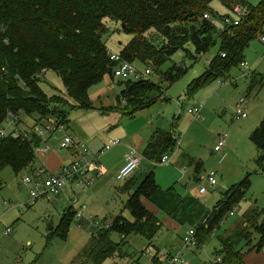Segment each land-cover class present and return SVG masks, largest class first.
Instances as JSON below:
<instances>
[{
	"label": "trees",
	"instance_id": "trees-1",
	"mask_svg": "<svg viewBox=\"0 0 264 264\" xmlns=\"http://www.w3.org/2000/svg\"><path fill=\"white\" fill-rule=\"evenodd\" d=\"M213 1L0 0V127L9 112L23 110L29 116L38 115L40 118L57 116L68 123L64 109L67 104L72 108L93 107L90 88L100 83L105 75L113 76L115 65L103 40L108 31L107 19L120 22L122 30L132 35L120 50L122 58L132 63L152 64L155 69L179 50L196 59L219 41L220 47L209 60L205 72L188 85L189 97L214 80L226 79L230 70L244 61L245 49L250 42L264 31V0L257 5L246 0H220L230 9L235 4L245 8L238 25L228 24L222 28H218L213 18L204 17L205 13L215 16L211 7ZM188 45L194 47V52ZM46 71H54L61 78L66 96L54 94L48 97L44 93L40 75ZM186 71L182 65L175 64L160 72L156 81L120 80L125 85L118 95L120 111L133 116L159 98L164 99L160 94L152 96L150 93L165 90L164 84H174ZM254 79L251 89L257 86L260 90L263 76ZM250 140L261 152L257 158L261 164L264 158V119L251 132ZM40 141L35 134L30 139L0 136V172L6 167L12 168L16 174L28 169L35 159L34 146ZM177 141L172 131L156 130L143 155L155 163L160 162L164 154L174 150ZM193 163L196 169L202 166L201 161ZM250 185V176L246 175L223 192L222 200L196 229L198 246L228 217L234 206L246 198ZM3 186L0 178V192ZM130 188L131 180L120 190L129 193L125 207L132 220L120 214L109 227H102L97 236H91L81 254V258L89 263L103 264L120 252V244L111 239L113 232L122 236V244L127 235L135 233L153 245L152 240L161 223L145 206L143 199L149 200L158 188L154 171L149 172L133 192ZM261 217L264 218V209L251 208L233 231L220 238L222 248L214 264H239L245 254L238 248L241 242L248 250L260 251L264 246V219L261 225ZM74 219V212L63 211L56 230L66 236ZM253 227H256L254 233L260 236L255 244L252 243L253 234L250 236Z\"/></svg>",
	"mask_w": 264,
	"mask_h": 264
},
{
	"label": "rangeland",
	"instance_id": "rangeland-1",
	"mask_svg": "<svg viewBox=\"0 0 264 264\" xmlns=\"http://www.w3.org/2000/svg\"><path fill=\"white\" fill-rule=\"evenodd\" d=\"M246 1L257 5L261 0ZM211 7L215 15L212 18L218 28L224 26L222 21L224 16H230L232 19L236 17V14L220 0H214ZM106 23L108 31L103 35V40L109 51L117 53L131 40L132 35L122 30L120 22L107 19ZM219 47L218 41L208 52L196 59L186 56L185 51L179 50L157 69L152 64L135 62L140 70L152 67L155 74L151 75L150 79L154 81L158 80L160 72L168 70L175 64L182 65L187 71L174 84L170 86L164 84L165 90L150 93L152 96L160 94L165 98H159L134 116L124 115L121 109L111 108L125 88L117 78L112 87L108 86L107 97L105 99L99 97V101L94 102L92 108H72L69 104L64 106L68 121L74 126H82L92 135V146L87 144L91 150L96 151L97 147L105 145L110 140H122V144L99 156L102 173L100 176L95 175L92 185L87 189L78 185H73L72 188L66 186L69 195L76 194L81 203L87 206V213L99 225L112 223L120 214L132 220L130 211L125 207L129 194L120 190L129 178L120 181L116 179L119 173L116 164L125 156L127 149L125 144L128 139H134L135 131L141 133L148 126L172 131L178 138L175 149L168 152L171 162L155 163L144 158L139 152L141 163L132 182L131 192L143 180L144 173L154 170L158 189L149 200L161 211L174 212L176 202L180 200L186 205L203 206L208 203L214 206L222 197V191L238 183L246 175L250 176L251 185L246 198L234 206L236 211L233 215L229 214L225 222L220 223L212 231L201 246V250L207 247L214 251L215 247H219L218 237L232 231L251 208L256 206L257 209H264V158L261 164L257 162L261 152L250 140L252 130L261 119H264V86L261 91L257 86L251 89L254 74L264 78V46L258 37L245 49L244 61L230 70L226 76L227 83L220 84L217 79L199 89L193 96L187 95L188 85L195 77L205 72L209 60L216 55ZM188 48L191 52L194 51L191 45H188ZM244 62L248 63L245 72L241 70ZM40 76L41 89L48 97L54 94L66 96L62 80L54 71H46ZM101 84L93 85L89 93L96 91ZM200 103L203 104L201 115L194 118L188 110ZM237 106H245L248 117L236 119ZM21 118L25 122H33L27 116L22 115ZM20 127L26 126L22 124ZM219 134H226L227 144L223 150V157L221 152L215 150ZM61 135V132L57 133L53 144L60 142ZM61 152L67 156L65 150ZM194 161H201L202 166L196 169ZM211 172L216 173L218 183L215 188L208 187L206 174ZM27 174H30L28 169L16 174L10 167L0 172L4 185L0 192V264H91L85 258H81L82 251L91 238L86 222L80 226L75 218L66 236L56 230L62 213L68 206L67 195L64 193L48 195L41 197L32 205L25 204L29 200L30 187L22 185L21 180ZM224 181L226 186L221 184ZM201 186L209 188L208 193L213 196L210 202L198 196L197 192ZM158 194H164V199L157 197ZM182 216L184 229L196 230L199 225L192 226L184 213ZM263 219V217L260 219L261 225ZM49 223H52L53 229L48 228ZM256 227L250 230V236L253 234V244L260 238L254 233ZM7 228L12 230L8 234L5 233ZM111 239L120 244L121 254H114L103 264H155L147 253V248L155 254L156 247L161 248L160 242L163 243L165 240L164 237L157 236L152 241L154 245H150L142 235L131 233L122 244V236L117 232L112 233ZM238 248L243 252L248 250L244 242Z\"/></svg>",
	"mask_w": 264,
	"mask_h": 264
},
{
	"label": "built area",
	"instance_id": "built-area-1",
	"mask_svg": "<svg viewBox=\"0 0 264 264\" xmlns=\"http://www.w3.org/2000/svg\"><path fill=\"white\" fill-rule=\"evenodd\" d=\"M231 10L236 14L235 18L230 16H224L222 18L224 25H238L242 16L245 14V8L241 4H235ZM205 18H212L209 13L204 14ZM215 23V22H214ZM261 44L264 46V31L258 37ZM109 58L115 62L113 68V76L119 80H132L141 81L149 80L151 75H154V71L151 67H146L144 70H140L132 62H129L122 58L120 52L113 53L109 51ZM242 67L247 69V63L244 62ZM220 84L227 83L228 79H218ZM241 101L244 102L242 99ZM123 103L126 100L123 99ZM203 104H195L188 110L194 118L200 116ZM27 116L32 119V123L25 122L21 116ZM248 115L245 106H237L235 110L236 119L246 118ZM26 127L21 128V125ZM5 126V127H4ZM57 132H62L64 137L60 141V147L62 149L75 148L76 156L71 162L61 166V168L54 172L46 165L39 167H28L30 174L24 176L21 180V184L30 187L29 200L25 203L32 205L41 197L48 195H59L64 192L65 187L68 184H74L78 186H84L87 189L95 181V175H101V166L99 165V156L109 151L113 146L122 144L121 139L110 140L106 143L95 156L91 155V151L82 147V142L76 141L73 135L69 132L68 123L63 121L62 118L57 116H48L46 118H40L38 115L29 116L23 110H19L18 113L9 112L7 120L0 127V136L12 135L14 137H22L23 139H30L32 134L38 136L41 141L40 144L34 146L35 155L38 152L47 153L49 147L46 145L47 140L56 138ZM226 142V134H219L218 143L215 146V150L219 151ZM141 162V154L133 147H129V152L126 156L125 165L119 170L116 176L118 181L124 180L132 175V173L138 168ZM161 163L170 162V156L164 154L160 160ZM206 179L209 188H214L217 184L216 174L211 172L206 174ZM208 187L201 186L199 194H205L208 191ZM236 207L230 212L234 214ZM87 206L81 203L79 197L76 194H71L68 198V206L64 209V212L72 211L75 213V218L79 221V225L83 226L84 223L88 226V231L91 236H97L99 230L102 227H109L110 224L104 226L99 225L96 220L87 212ZM47 218L49 215L46 216ZM226 219L223 220L225 222ZM96 228V229H94ZM11 228H7L5 233H10ZM183 244L187 248H195L198 246V240L196 236V230H188L182 238ZM147 253L150 254V249L147 248ZM153 259L158 264H187V260L180 252H174L170 247L159 249L156 254L153 255Z\"/></svg>",
	"mask_w": 264,
	"mask_h": 264
},
{
	"label": "crops",
	"instance_id": "crops-1",
	"mask_svg": "<svg viewBox=\"0 0 264 264\" xmlns=\"http://www.w3.org/2000/svg\"><path fill=\"white\" fill-rule=\"evenodd\" d=\"M192 48L194 50L193 46H192ZM247 69H248V63H247ZM247 69H244L243 67L241 68V70L244 71V72ZM255 76H257V79L260 77L259 74H254V77ZM115 79L116 78L114 76L109 75V74L104 76L103 80L100 83H98V84L102 83L101 86L96 91L89 93V96H90V99H91L92 103H94L96 101L98 102L99 101V99H98L99 97L100 98L104 97L103 99H105L107 97L108 92H109L108 88L112 87ZM253 80H255V79H253ZM263 86L264 85H262L261 89L263 88ZM261 89L259 91H261ZM90 90H91V88H90ZM90 90H89V92H90ZM113 90L116 92V90L114 88H113ZM95 94H96L97 97H95ZM101 104L103 105V103H101ZM111 108L119 109L118 98L116 99V103H113V107H111ZM247 117H248V115H247ZM259 122H258V124H259ZM68 128H69V132L73 135L75 140L82 142V147L89 149L91 151V155L92 156H95L96 154H98L99 150L104 146V145H100L99 147H97L96 151H93L87 145L88 143L91 145V142H92L91 137H92V135H90L87 131H85V129L82 126H74V125H72V122H70V121H68ZM250 128H253V127H250ZM159 129L163 130L161 128H156L155 129L154 127L148 126V128L145 131H142L141 133L139 131H135V133L133 135H135L136 137L134 139H132V140L128 139L127 143L125 144L126 145L125 147L127 148L126 151H125V156H123L122 160L119 161L116 164V170L119 171L125 165L126 156H127L128 152H129V147L130 146L135 147L143 155V151H144L145 147L147 146V144L151 140V138H152L153 134L155 133V131L159 130ZM164 131H166V130H164ZM60 137H61V140H62L63 137H64L63 133H62V135ZM55 139L56 138H51V139L47 140L46 145L49 147V151L47 153H42V152L36 153L35 159L33 161V166L39 167V166H42L44 164L47 167H49L52 171L57 172L61 168V166L65 165V164H68L69 162H71L73 160V158L76 156V149L73 148V147L68 148V149H62L60 147V142L57 143V144H53V140H55ZM226 144H227V140H226L224 146L219 150V152H221V154H222V157L224 156L223 155L224 154L223 150H224V147L226 146ZM118 145H120V144H118ZM115 146H117V145H115ZM64 150L66 151L67 156L66 155H62L61 151H64ZM177 154H179V151H178ZM143 157L146 158L144 155H143ZM99 160H100V158H99ZM149 161H151V160H149ZM171 161H172V159L170 157V162ZM99 165H100V161H99ZM138 168H139V166H138ZM135 171L132 173V175L130 177H128L129 180H131V188H132V182H134L135 176L137 174ZM151 171H154V170H151ZM148 173H149V171L144 173L145 174L144 176H146ZM217 183H218V181H217ZM221 184L223 186H226V181H224ZM68 185H69V187L72 188V186L74 184H68ZM131 188H130V191H131ZM157 189L153 193V195L157 192ZM225 191H222L221 195H223V192H225ZM208 192H209V188H208V191L205 194H199V191L197 193H198V196L202 197L207 202H210V200H211V198L213 196H212L211 193H208ZM62 193L66 194L68 198L71 196V194L69 195V193L66 191V187L64 189V192H62ZM153 195L150 197V199L153 197ZM157 197L162 198V200H163L165 196H164V194H158ZM57 199H58V196L56 197V200ZM221 200H222V197L220 198L219 201H221ZM143 203L145 204V206L150 211H152L159 218V221L161 223V228H160V230L158 231V233L156 235L159 236L160 238L161 237L165 238L163 243L160 242L161 248H157L156 247V249H157L156 252L159 249L170 247L174 252L182 253L183 256L185 257V259L187 260V264H214L216 262L218 252L222 248V244H221L220 238H223V237L227 236L231 231H227L225 234H223V235L218 237L219 247H215L214 251L209 250L207 247H205L204 249L201 250L200 248H201V246L203 244L199 245V246H197L195 248H187V247L184 246L183 241H182L183 236L188 231V230L186 231V229H184V225H183V222H182V220H183L182 213L185 214L186 220L193 224L192 226H198V225H200L201 223H203L205 221V219L209 215L210 211L214 208V206L217 203L214 206L213 205H208V203L203 205V206H201V205L194 206L192 204L186 205L185 203H182V200H180V202H176V207H175L174 212H169V211L165 212L163 210L161 211L160 208H158L156 205L152 204L150 202V200H147L146 198L143 199ZM210 204H212V203H210ZM87 210H86V212H87ZM235 211H236V209H235ZM238 224H240V223H238ZM236 227H237V225L235 226V228ZM197 228L198 227H196V229ZM234 229H232V231ZM157 236H155V237H157ZM241 243H243V242H241ZM252 243H253V241H252ZM197 251H199V252H197ZM119 254H121V251L119 252ZM153 255L154 254H152V253L149 254L151 259L154 261ZM154 263L158 264L156 261H154ZM239 264H264V246L262 247V249L260 251H258L256 249L247 250L245 252L244 256H243V259L240 261Z\"/></svg>",
	"mask_w": 264,
	"mask_h": 264
},
{
	"label": "water",
	"instance_id": "water-1",
	"mask_svg": "<svg viewBox=\"0 0 264 264\" xmlns=\"http://www.w3.org/2000/svg\"><path fill=\"white\" fill-rule=\"evenodd\" d=\"M213 46H215V42L213 43ZM48 228H49V229H52V228H53V226H52L51 223H49Z\"/></svg>",
	"mask_w": 264,
	"mask_h": 264
}]
</instances>
